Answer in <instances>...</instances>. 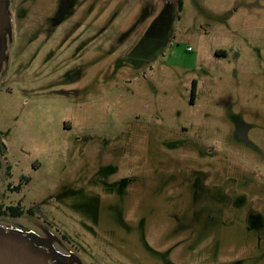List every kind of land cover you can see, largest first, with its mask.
I'll return each instance as SVG.
<instances>
[{"label": "rangeland", "instance_id": "1", "mask_svg": "<svg viewBox=\"0 0 264 264\" xmlns=\"http://www.w3.org/2000/svg\"><path fill=\"white\" fill-rule=\"evenodd\" d=\"M13 1L0 206L42 217L0 227L72 264H264V0Z\"/></svg>", "mask_w": 264, "mask_h": 264}, {"label": "water", "instance_id": "2", "mask_svg": "<svg viewBox=\"0 0 264 264\" xmlns=\"http://www.w3.org/2000/svg\"><path fill=\"white\" fill-rule=\"evenodd\" d=\"M6 1L0 0V67L4 53V32L10 22ZM53 257L52 253L34 246L29 238L0 227V264H52L50 261ZM70 261V258L64 259L65 264Z\"/></svg>", "mask_w": 264, "mask_h": 264}, {"label": "flooded vegetation", "instance_id": "3", "mask_svg": "<svg viewBox=\"0 0 264 264\" xmlns=\"http://www.w3.org/2000/svg\"><path fill=\"white\" fill-rule=\"evenodd\" d=\"M10 8H14L15 6V2L13 0H7L6 1V11L7 9ZM63 9V8H61ZM195 93H196V83L195 81H193L192 83V88H191V94H190V103L193 104L195 102ZM241 135V139L243 141L246 140L245 137V132L244 130L241 129L240 132ZM241 139H239L241 141ZM247 141V140H246ZM10 171L11 169L8 168L7 172L5 173L7 176H10ZM22 183L17 185V186H8V192L10 194H18L21 190V186L23 184H26L28 182V179L22 177ZM204 185H202L203 187ZM3 210H5V213L3 215H0V218H4L7 221H15V220H20L23 217L26 218H31V217H35L36 219H40L42 217V213L40 211V207L38 205H33L30 207H25L23 204V201L21 199H11L10 202L7 205H1ZM5 229V228H4ZM5 230L7 231H12L14 233L23 235L27 238H29L30 235V240L32 241V243L34 244V246L36 247H41L43 248L46 252L52 253L54 255L53 259H51L50 263L52 264H65L64 263V259L66 258H70L71 261L68 264H72L73 263V259L70 256H64V255H60L54 248V239H49L47 236L43 237V238H39L36 237L34 234H23L21 232H17L15 231L13 228H6ZM65 239V237H63Z\"/></svg>", "mask_w": 264, "mask_h": 264}, {"label": "trees", "instance_id": "4", "mask_svg": "<svg viewBox=\"0 0 264 264\" xmlns=\"http://www.w3.org/2000/svg\"><path fill=\"white\" fill-rule=\"evenodd\" d=\"M181 5V2L179 0V6ZM5 213V210H3L2 206H0V215H3Z\"/></svg>", "mask_w": 264, "mask_h": 264}]
</instances>
